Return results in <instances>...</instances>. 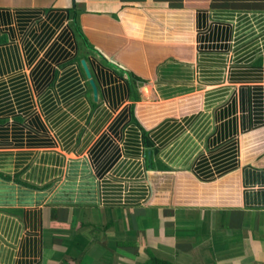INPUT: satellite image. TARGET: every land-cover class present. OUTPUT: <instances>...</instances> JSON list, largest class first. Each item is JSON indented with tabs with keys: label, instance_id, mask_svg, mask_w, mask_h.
Instances as JSON below:
<instances>
[{
	"label": "crops",
	"instance_id": "obj_1",
	"mask_svg": "<svg viewBox=\"0 0 264 264\" xmlns=\"http://www.w3.org/2000/svg\"><path fill=\"white\" fill-rule=\"evenodd\" d=\"M0 119V264H264V0H0Z\"/></svg>",
	"mask_w": 264,
	"mask_h": 264
},
{
	"label": "trees",
	"instance_id": "obj_2",
	"mask_svg": "<svg viewBox=\"0 0 264 264\" xmlns=\"http://www.w3.org/2000/svg\"><path fill=\"white\" fill-rule=\"evenodd\" d=\"M81 59H84L85 62L88 65L89 71L93 77V72L91 69V66L88 62V60L85 58V56L83 55L82 52H78L77 56L74 57V64L75 66H73L72 70V75L71 78L70 76H68V72H63L61 74L60 77L55 76L56 79L58 80L57 82V88L59 89V92L62 94L61 99H58V104L59 103H68L74 106V113H76L75 108L80 107L81 105H83L82 102V98L80 97L82 94L85 95V89L83 87H85L87 89V98L90 101V106L92 105H99L100 103H94L92 101V93H91V88L89 86L88 80L85 76V73L80 65V61ZM78 71V73H77ZM49 72L48 69H46L43 73H42V77L39 75L38 80L39 83H44L49 79ZM80 79H83V86L81 85ZM131 80V81H130ZM130 87V91L132 93V98L133 100H140V101H146V102H155L157 101L156 95L154 93V90L151 86L150 83L146 82V81H142L139 80L138 78L132 76L129 77V81H128ZM140 93V95H139ZM48 104V103H46ZM45 106H48L46 105ZM52 105L55 104V102H53V100L51 101ZM79 117V116H78ZM2 124V120L0 119V125ZM1 135H2V130L0 129ZM47 144H49L47 142ZM82 172H88V170H82ZM76 175L74 174V177ZM83 178V177H82ZM84 179V178H83ZM84 181H80V183H76L75 180H73L72 183H74L72 186H64L62 187L63 190L62 192H65V196H69L75 193L79 194V197H86V196H93L94 194V187L90 186L92 184H87L85 183V187L83 186ZM2 186H5V188L7 187L5 184H0ZM78 185H80V187H78ZM80 201L83 200V198H79ZM56 227H58V229H61L59 225H57ZM67 229H69V225H67ZM64 264V263H61ZM152 264H173L169 261L157 258L155 256L152 257Z\"/></svg>",
	"mask_w": 264,
	"mask_h": 264
},
{
	"label": "water",
	"instance_id": "obj_3",
	"mask_svg": "<svg viewBox=\"0 0 264 264\" xmlns=\"http://www.w3.org/2000/svg\"><path fill=\"white\" fill-rule=\"evenodd\" d=\"M80 65H81V67H82V69H83V71L85 73V76H86V78L88 80V83H89V86L91 88L92 99H93L94 102H97L98 99H99L98 87H96L95 82H94V80L91 77V73H90L89 68H88V66H87V64H86L84 59H81ZM55 212H56V208H52V210H51L52 216H54ZM75 225H76V217L72 216L70 227L74 228Z\"/></svg>",
	"mask_w": 264,
	"mask_h": 264
}]
</instances>
